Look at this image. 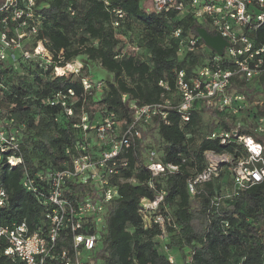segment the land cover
<instances>
[{
    "label": "trees",
    "instance_id": "obj_1",
    "mask_svg": "<svg viewBox=\"0 0 264 264\" xmlns=\"http://www.w3.org/2000/svg\"><path fill=\"white\" fill-rule=\"evenodd\" d=\"M45 1L48 5L38 8L44 16L40 37L48 39L46 45L55 60L62 50V64L80 59L81 72L76 76L52 77L38 62L21 57L15 64L7 62L0 69V120L8 130H16L22 159L21 163L9 166L8 154L0 151V184L8 196V204L0 207V223L25 221L30 230L42 231L47 227L45 214L50 206L46 199L47 182L40 177L69 164L76 154L83 131L74 124L81 114L90 123H98L110 112L118 120L127 121L131 118L130 103L147 104L159 99L163 91L159 80L173 87L177 70L191 74L202 64V57L196 54H185L176 61L179 44L172 31L180 27L185 35L193 30L197 23L190 14L179 16L175 10L156 13L147 10L140 0H109L108 5L103 0H77L71 16L64 10L63 0ZM114 7L121 8L126 15L116 28L111 23ZM168 21L173 24L169 26ZM136 28L144 33L141 42V36L134 34ZM128 43L138 46L139 51L119 56ZM88 61L97 63L110 75L106 82L99 80L103 83L99 109L95 108L98 102L93 100L97 92L81 96L80 78L84 73L89 75ZM29 69L36 73L35 87L27 81ZM260 83L264 88V75ZM68 88L77 96L71 105L73 116H68L60 105L44 100ZM122 94L126 95L125 101ZM167 118L168 124L154 118L142 128L143 142L136 154L128 156L130 169L125 172V176L134 175L137 183L119 186L120 196L104 220L100 242L90 252L94 264H180L187 256V264H264V182L241 191L215 212L209 199L230 183L229 174L201 185L195 196L188 193L186 183L204 167L206 149L232 150L231 146L205 139L214 124L199 110H192L185 122L175 109L168 110ZM255 137L264 146V135ZM151 147L160 152L164 164L177 166L152 180L155 190L164 193L161 211L170 218L162 238L161 228L153 222L144 227L138 213L140 198H152L155 194L146 183L150 174L143 164L144 154ZM26 173L34 180L39 195L23 187ZM71 186L81 190L76 182ZM222 219L228 222L225 228L221 227ZM69 240L70 235L62 231L58 248L67 246ZM171 255L173 262L168 259ZM0 264L15 263L0 253Z\"/></svg>",
    "mask_w": 264,
    "mask_h": 264
},
{
    "label": "built area",
    "instance_id": "obj_2",
    "mask_svg": "<svg viewBox=\"0 0 264 264\" xmlns=\"http://www.w3.org/2000/svg\"><path fill=\"white\" fill-rule=\"evenodd\" d=\"M49 1V0H48ZM77 0H63L64 10L74 15ZM105 5L109 0H103ZM0 0V69L7 62L15 64L19 57L34 60L49 70L52 77L76 76L83 64L75 58L61 63L63 52L56 60L47 47L48 39L40 37L44 16L38 13L48 5L45 0ZM150 10L165 13L175 10L179 16L190 14L197 26L219 33L226 41L222 54L208 48L193 30L185 35L180 27L172 31L178 44L184 42L185 54L202 57V64L191 74L184 70L174 73L173 87L159 80L163 89L157 101L147 104L130 103L131 118L118 120L110 112L98 122H88L82 113L74 124L83 131V141L76 145V154L69 164L41 175L48 185L46 212L47 227L30 230L25 221L0 223V253L15 264H94L91 251L100 242V230L114 201L120 196L119 186L136 184L134 175L125 176L130 169L128 156L136 154L143 142L142 128L154 118L168 124V110L175 109L181 121H188L192 110H199L214 126L205 139L215 140L232 150L203 152L205 165L187 180L191 196L198 188L221 175L229 174V184L224 185L209 199L215 212L221 204L232 200L241 191L264 182V146L256 135H264V88L260 83L264 75V0H150ZM112 26L125 21V12L111 9ZM138 46L126 44L119 56L136 54ZM80 82L85 94L102 88V81L82 74ZM77 96L73 89L59 90L44 100L50 105H60L68 116H73L71 105ZM122 101L126 95L122 94ZM249 130L246 132V130ZM0 151L8 154L9 166L21 163L19 139L15 129L8 130L0 120ZM69 152V150H66ZM145 168L150 176L147 185L155 191L152 198L141 197L138 213L144 227L153 222L162 230L170 218L161 211L164 206L163 191H156L152 180L177 169L160 160V152L148 148L144 154ZM76 182L81 190L72 188ZM23 187L39 195L34 180L25 174ZM8 204V196L0 184V207ZM166 209V208H164ZM228 226L226 219L221 227ZM70 235L69 244L58 248L60 233ZM170 262L174 261L171 255ZM187 256L180 264H187Z\"/></svg>",
    "mask_w": 264,
    "mask_h": 264
},
{
    "label": "rangeland",
    "instance_id": "obj_3",
    "mask_svg": "<svg viewBox=\"0 0 264 264\" xmlns=\"http://www.w3.org/2000/svg\"><path fill=\"white\" fill-rule=\"evenodd\" d=\"M140 4L144 5V7L147 10H150V0H140ZM171 24H173V21H168V25L170 26ZM135 36H138V38L141 36L140 42L143 40V32L141 31L140 28H136V30L134 31ZM163 44L166 43L165 41H162ZM143 44V43H142ZM143 46V45H142ZM185 55V45L184 42H181V44H179V49L177 52V59L176 61H180L183 56ZM88 66H89V76L93 79V80H101L106 82L107 80H110V75L109 73L104 70L103 68H100V66L97 63L88 61ZM30 71L28 72L27 77V81L32 84V86H36V81H35V76L34 74L35 71L33 69H29ZM103 97V95L101 94L100 91H97L96 94L93 95V100L97 101L98 103L95 104V108L99 109V107L101 106V104L99 103V100H101V98Z\"/></svg>",
    "mask_w": 264,
    "mask_h": 264
},
{
    "label": "water",
    "instance_id": "obj_4",
    "mask_svg": "<svg viewBox=\"0 0 264 264\" xmlns=\"http://www.w3.org/2000/svg\"><path fill=\"white\" fill-rule=\"evenodd\" d=\"M195 31L208 48L218 54H222L223 48L227 44V41L219 33L210 32L202 26H197Z\"/></svg>",
    "mask_w": 264,
    "mask_h": 264
}]
</instances>
